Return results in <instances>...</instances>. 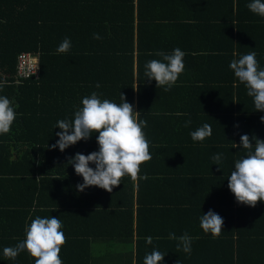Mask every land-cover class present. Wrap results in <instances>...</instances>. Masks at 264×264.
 I'll use <instances>...</instances> for the list:
<instances>
[{
    "label": "trees",
    "instance_id": "obj_1",
    "mask_svg": "<svg viewBox=\"0 0 264 264\" xmlns=\"http://www.w3.org/2000/svg\"><path fill=\"white\" fill-rule=\"evenodd\" d=\"M207 1L219 8L200 10L205 0H0V80L7 82L0 95L16 109L10 132L0 135V264H35L27 252L10 260L3 249L22 240L26 224L36 216L62 221L63 264H143L146 254L161 251L163 242L167 245L166 237L156 233L166 227L156 225L153 206L138 202L133 220L131 196L130 203L120 200L122 195L126 200L128 185L133 190L127 175L111 193L95 186L77 190L83 180L67 158L98 151L96 134L64 152L50 147L58 139L57 121L71 119L92 92L116 103L123 94L147 122L143 131L152 159L141 165L139 176L146 178L136 180V188L141 195L147 181L161 193L163 200L154 203L156 213L169 215L177 229L190 216L200 228L201 215L210 209L223 218L218 237L190 233L198 237L190 254L206 262L208 249L221 250L223 257L215 264H264V203L235 207L227 187L235 161L247 152L232 143L239 144L243 134L264 140V112L255 110L229 68L233 59L253 50L264 68V18L248 10L249 0ZM185 4L194 8L189 16L178 9ZM65 37L71 49L57 53ZM177 47L186 53L185 68L166 92L146 80L144 65L159 59L157 51ZM22 52L37 55V78H17L16 58ZM172 119L181 120V126L190 119L191 131L208 123L212 135L200 142L191 136L173 140ZM161 131L164 137L153 136ZM172 151L177 160L185 155L191 166L145 169L149 163L167 165L175 159L168 157ZM214 154L223 155L221 164H213ZM148 236L153 238L150 245ZM121 247L135 248L134 259L128 250L122 254ZM173 256L165 254L162 264H174Z\"/></svg>",
    "mask_w": 264,
    "mask_h": 264
},
{
    "label": "clouds",
    "instance_id": "obj_2",
    "mask_svg": "<svg viewBox=\"0 0 264 264\" xmlns=\"http://www.w3.org/2000/svg\"><path fill=\"white\" fill-rule=\"evenodd\" d=\"M246 7L251 13L264 18V0H249ZM93 38L101 39L99 34H93ZM71 46L70 39L65 37L56 51L67 53ZM154 55L159 59L145 63L144 76L148 81H155L156 88L162 87L164 91H170L184 71L186 53L177 47L171 52L157 51ZM256 57L257 53L250 51L238 59H233L229 68L238 82L245 86L246 94L252 98L255 110L264 112V68L259 66ZM6 83L0 80V92ZM95 87L99 88L100 84L97 83ZM119 95L120 102L116 103L101 99L100 94L92 92L82 98L81 106L74 111L71 119H61L56 123L55 128L60 131L56 133V143L50 147L59 149L60 152L81 140L87 141L96 134L98 151L87 155L76 153L67 158V163L73 166L75 174L82 177L83 183L76 186L80 192L95 186L111 193L121 184L125 175L133 180L146 178L140 177L139 173L141 165L152 159L150 143L143 131L147 122L140 118L141 112L134 111V106L126 102L123 94ZM15 120L16 109L13 101L0 95V135L9 133ZM261 123H264V116L261 117ZM190 124L189 119L183 126L188 127ZM211 135L212 127L208 123L190 132L191 139L197 142ZM232 145L233 148H242L247 152L244 157L235 161L234 170L227 178L229 191L238 204L255 207L257 202L264 203V140L255 136L250 139L249 135L243 134L240 135L239 144ZM222 160V154L212 156L214 165L221 164ZM223 224V218L210 209L201 215L199 226L205 234L218 237L223 231ZM62 228V221L57 216H36L31 219L30 224H26L24 238L15 246L5 247L3 256L14 260L24 251L34 259L35 264H63L60 252L66 243V236ZM168 238L177 241V251L186 254L192 251L193 239H198L186 232L179 237L174 232L169 233ZM145 239L147 244H152L151 236ZM164 258V253L153 249L145 255L143 264H162Z\"/></svg>",
    "mask_w": 264,
    "mask_h": 264
},
{
    "label": "crops",
    "instance_id": "obj_3",
    "mask_svg": "<svg viewBox=\"0 0 264 264\" xmlns=\"http://www.w3.org/2000/svg\"><path fill=\"white\" fill-rule=\"evenodd\" d=\"M135 1V0H134ZM196 1V0H195ZM208 2L210 1H207L205 0V3H204V7L203 8H200V10H203V11H207L209 9H218V5L217 3L215 4L214 8H213V5H211L209 3L208 5ZM197 5V4H196ZM195 5V6H196ZM200 7V5H198ZM198 6H197V9L195 7L196 10H198ZM179 10H181V13H185V15H188V13H191V11H193V7L192 5H189V4H185L183 5L182 7L179 6L178 7ZM206 13V12H205ZM134 64H135V59H134ZM261 67V66H260ZM135 68V67H134ZM262 68V67H261ZM240 102V101H238ZM237 102V103H238ZM244 102V101H243ZM219 104H217V107H221L223 105V103L221 101L218 102ZM135 104V103H134ZM135 106V105H134ZM179 117V116H178ZM181 120H175V119H172L171 120V127L173 128L174 127V130L176 132L174 133H169V137H171V139L173 140H186V139H190V132L191 130L187 127H184V126H181ZM183 124V122H182ZM153 136H156L157 137H160V136H163V132H156L155 135ZM94 150L91 149V150H87L85 152H81L82 154L84 155H87V154H90L91 152H93ZM173 154L169 155L168 157H175L174 160H170V162L165 165V162H156V163H149L145 166V169L147 170H166L168 168H171L174 167V170H177L178 168H181L182 170L186 169V167L188 166V168L191 166V163L190 161H187L186 160V157L184 155V159H178L177 160V153L176 151H172ZM76 154V153H73V155ZM173 161V164L171 167V162ZM175 161H177L178 163H176ZM90 167L94 168L95 165H89ZM173 170V169H172ZM136 180H133V190H132V193H130V189H129V185L126 187V192H127V197H126V200H124V196H120V200H122L123 202H127V203H130V196H131V201H132V205H133V220H135V217H136V208H137V203L138 202H143V203H146L147 205H151L153 206V209L151 210V215L153 216V218H155L157 221L156 222H159V224H156L160 227H166L164 229H160L158 232L159 235H161V237H166V244L163 242L162 245H164L162 248H161V252H163L164 254H174L173 257H175L177 260H175V263L174 264H193V257L195 258L196 260V264H215V262L219 263V260L222 259V251L219 250L216 252H213L212 250H209L206 251V255L204 257H207V261H203L202 259H199L197 258V256H195L194 254H184V253H180V256L178 258L177 256V247L174 243V240H170L168 237H169V233H181V234H184L185 232L190 235V233H197L199 231H202L197 224L193 223V222H198V221H195V217H186L188 218L186 221H189V222H183L181 224V227L179 229H177V222L174 220V219H170L169 215H167V217L163 216L162 214L164 213H156L157 209L156 208L157 206H154V203L155 202H158V201H161L163 200L161 196V193H159V191L155 190V187H153V185L149 182L146 181V186L143 190H141V195L139 194V192L137 191V188H136ZM147 207V206H146ZM150 210V209H149ZM154 213L156 214V216L154 217ZM184 218V217H182ZM198 218V217H197ZM163 219H165V221H168V225L166 226L165 223L163 222ZM169 219L171 220V222L169 221ZM200 220V219H199ZM151 230V229H150ZM164 235V236H162ZM157 239V238H156ZM164 241V240H163ZM157 248H160V247H157ZM120 252H123L122 254H125V252L128 250V247H121L119 248ZM132 253V257L134 259L135 257V248H131L130 250H128ZM187 255V256H186ZM203 257V256H201ZM179 260V261H178ZM181 260V261H180ZM117 262H115L116 264ZM216 263V264H217ZM110 264H114V262H111ZM123 264V263H122ZM131 264H135L134 260L131 261Z\"/></svg>",
    "mask_w": 264,
    "mask_h": 264
},
{
    "label": "built area",
    "instance_id": "obj_4",
    "mask_svg": "<svg viewBox=\"0 0 264 264\" xmlns=\"http://www.w3.org/2000/svg\"><path fill=\"white\" fill-rule=\"evenodd\" d=\"M38 59L37 55L32 53H19L16 58V71L15 74L18 79H24L29 77L38 76ZM234 206L235 207H249L243 204H238L234 199Z\"/></svg>",
    "mask_w": 264,
    "mask_h": 264
}]
</instances>
